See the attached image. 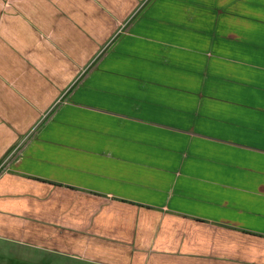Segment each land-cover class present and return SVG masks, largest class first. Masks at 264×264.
I'll return each instance as SVG.
<instances>
[{
	"label": "crops",
	"instance_id": "crops-1",
	"mask_svg": "<svg viewBox=\"0 0 264 264\" xmlns=\"http://www.w3.org/2000/svg\"><path fill=\"white\" fill-rule=\"evenodd\" d=\"M0 264H264V0H0Z\"/></svg>",
	"mask_w": 264,
	"mask_h": 264
},
{
	"label": "rangeland",
	"instance_id": "rangeland-1",
	"mask_svg": "<svg viewBox=\"0 0 264 264\" xmlns=\"http://www.w3.org/2000/svg\"><path fill=\"white\" fill-rule=\"evenodd\" d=\"M46 117H47V115L44 117V119H46ZM29 138H31V137H29ZM27 139H28V136L26 137V139L23 141V142H21L20 143V147L27 141ZM19 150H17V149H15V151H14V153L12 154L13 156H15V154L18 152Z\"/></svg>",
	"mask_w": 264,
	"mask_h": 264
}]
</instances>
